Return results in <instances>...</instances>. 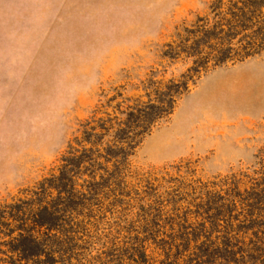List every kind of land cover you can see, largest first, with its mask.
I'll return each mask as SVG.
<instances>
[{
    "label": "rangeland",
    "instance_id": "1",
    "mask_svg": "<svg viewBox=\"0 0 264 264\" xmlns=\"http://www.w3.org/2000/svg\"><path fill=\"white\" fill-rule=\"evenodd\" d=\"M212 1L0 0V206L58 176L71 147L93 149L57 264H175L184 238L204 240L188 234L208 191L251 203L249 218L233 197L210 196L227 236L249 241L262 227L264 50L199 71L185 52L164 55ZM111 123H125L134 148L116 151L115 130L101 128ZM89 127L99 135L86 140ZM210 225L211 240L226 236ZM255 255L244 264H264Z\"/></svg>",
    "mask_w": 264,
    "mask_h": 264
},
{
    "label": "trees",
    "instance_id": "2",
    "mask_svg": "<svg viewBox=\"0 0 264 264\" xmlns=\"http://www.w3.org/2000/svg\"><path fill=\"white\" fill-rule=\"evenodd\" d=\"M179 39L178 46L168 45L164 55L176 59L180 52H185L195 57V71L207 67L209 62H215L217 65L254 56L264 50V0H213L207 16L198 17L192 28H186L185 34L179 35ZM190 50H194V53L191 54ZM183 88H187V85L184 84ZM139 110L141 109L134 108L126 114L128 117H134L135 111ZM160 117L158 114L152 121ZM124 124L111 123L110 127H106V124L101 127L106 131L115 130L116 142H120L116 151L121 154L135 146V141L130 138L125 141L127 137H124ZM115 125L118 126L116 129ZM89 128L91 131H83L86 140H90L93 135H99L92 132L95 128ZM71 150L70 154L63 158L64 164L58 176L40 183L38 190L32 191L29 197L0 206V264H57L59 259L68 254L67 246L71 236L67 225L70 226L73 222L80 197L86 196L76 188L75 176L88 167L83 165V162L88 165L91 163L92 167L94 162L93 159L89 162L85 160L89 159L92 148H83L80 152L71 147ZM84 182L88 184L87 187L94 184L89 180ZM52 189L57 191L56 195ZM206 194V199L196 206L198 210L194 212L201 221L194 227L190 226L193 232L188 234L196 235L200 230L205 235L204 240L200 243L196 240L193 244L191 239L184 238L182 243L177 245L178 257L182 247L185 253L180 258H183L184 264H244L247 258L255 259L256 252L264 250V222L260 225L262 227L252 232L253 237H250L249 241L246 237H239L238 233L235 236H227L229 222L220 218L221 213L215 215L221 209L217 203L212 204L209 201L210 196H213L215 201L220 200L221 206H224L225 201L233 197L230 203L237 206L240 202L250 218L253 214L249 199L244 200L241 197L242 200L237 201L239 193L231 188L225 190L224 195L210 191ZM230 218H233L232 215ZM209 221L211 229L221 227L226 236L211 240L207 227ZM221 221L226 225H220ZM245 224L242 223V228L249 230V225L246 227ZM15 232H18L17 236L13 235ZM243 232L246 234L244 230ZM171 247L173 249L174 245L171 244ZM140 254L143 258L147 256L145 249H140ZM177 261L175 264H178Z\"/></svg>",
    "mask_w": 264,
    "mask_h": 264
}]
</instances>
